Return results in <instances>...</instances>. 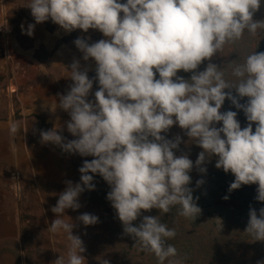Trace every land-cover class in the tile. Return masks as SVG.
Returning a JSON list of instances; mask_svg holds the SVG:
<instances>
[{"label": "clouds", "instance_id": "clouds-1", "mask_svg": "<svg viewBox=\"0 0 264 264\" xmlns=\"http://www.w3.org/2000/svg\"><path fill=\"white\" fill-rule=\"evenodd\" d=\"M262 3L264 0H28L35 24L50 19L65 32L92 29L104 37L91 44L87 38L73 41L82 60L94 61L95 76L89 78L87 69L81 70L73 60L68 76L72 84L66 94H57L56 105L68 113L66 130L74 139L66 140L57 128L39 133L42 144H52L69 155L92 157L78 168V182L65 181L66 187L50 209L56 218L47 231L63 233L67 239L66 249L59 252L54 264H86L83 242L72 233L74 224L65 210L80 207L78 197L95 189V175L109 186L105 199L115 210L123 234L133 245L138 243L151 252L158 264L176 256L174 246L166 243L175 231L159 215L175 206L186 218L200 214L198 197L188 187L193 167L205 174L202 165L215 156L214 167L234 177L228 193L255 184L254 199L264 202V51H253L242 63L228 62L232 81L225 79L223 67L210 62L245 32L258 35L264 31V20H253ZM33 29V23L26 28L20 25L21 34L28 37ZM203 61L209 62L198 71ZM179 71L191 75L184 79ZM94 80L98 86L92 92L94 99H87ZM242 98H246L244 103L239 102ZM226 99L243 112L248 122L243 128L236 111H220ZM174 124L202 149L195 162L187 155L174 154L181 137L166 138ZM9 132L13 136L18 132L16 122L10 123ZM202 183L198 179L196 187ZM19 190L17 184V194ZM150 209L159 214L141 216V210ZM247 215L244 232L254 241H264V207L257 213L250 206ZM138 217L140 222L134 224ZM76 219L86 227L98 223V217L89 213ZM257 264H264V259Z\"/></svg>", "mask_w": 264, "mask_h": 264}, {"label": "rangeland", "instance_id": "rangeland-1", "mask_svg": "<svg viewBox=\"0 0 264 264\" xmlns=\"http://www.w3.org/2000/svg\"><path fill=\"white\" fill-rule=\"evenodd\" d=\"M0 2L10 4L9 9L5 8L4 13L0 14V25L4 22L3 28L0 26V264H54L59 252L62 253L66 249L67 239L63 233L52 234L47 231L52 220L56 218L50 211L56 203V200L51 201V192L58 187H51V169L55 170L56 176L62 180L70 179L75 184L79 181L78 168L82 165V161H90L92 157L69 155L62 152L59 147L40 142V131L53 128H57L58 134L66 140L74 137L63 129L66 125L55 127L47 118L26 112L24 98L28 91H34L35 88H29L28 65L16 56L12 46L17 45L18 41L23 47L30 45L27 36H20L16 32L15 20L33 19L30 9L27 8L28 0H0ZM42 24L48 30H52L55 26L51 20ZM83 33L85 36L81 37ZM77 37L87 38L89 44L104 38L96 30L82 32L76 29L73 36L70 32V36L64 38L62 42L78 51L73 44ZM231 45L232 43L226 44L222 53L214 54L210 62L216 65L218 62L223 63L222 65L225 66L226 61H231L233 56L234 50ZM42 52L45 53L44 50L40 51ZM208 62L203 63L205 65ZM87 64L89 65L87 75L93 78L95 63ZM58 75L52 76L55 78ZM67 82L72 84L70 78ZM97 87L94 80L87 99H94L92 92L96 91ZM54 101L55 108L48 111V115L60 120H55L56 123H63L65 118L56 108L58 99ZM228 104L226 99L220 111H225ZM15 121L20 122L18 126L23 130V135L25 133L24 137H21L24 143L23 151L19 148L21 139L19 140L16 134L9 135L7 124ZM67 121L69 120L66 118L65 123ZM173 126L178 131V135L187 137L184 130L175 124ZM216 126L219 127V123ZM11 146L13 148H10ZM93 183L95 184L93 191L86 190L79 195L80 207L77 210H65V215L74 224L72 233L79 236L83 242L85 251L82 255L86 264H103L104 260H107L108 264H148L141 247L138 244L133 245L134 241L123 234L115 210L105 199L106 193L110 190L109 186L105 182L95 180L94 177ZM17 184H19V194L16 192ZM55 192L58 193V190ZM82 213L96 215L98 223L87 227L82 225L76 219ZM213 219L220 230L224 220L218 218L217 214L213 215ZM67 222L71 223L70 220ZM241 250L238 254L242 252ZM245 258L246 255L240 257L238 262Z\"/></svg>", "mask_w": 264, "mask_h": 264}, {"label": "trees", "instance_id": "trees-1", "mask_svg": "<svg viewBox=\"0 0 264 264\" xmlns=\"http://www.w3.org/2000/svg\"><path fill=\"white\" fill-rule=\"evenodd\" d=\"M253 20H264V3L253 13ZM71 34L73 36L74 31ZM84 36V33L81 34V37ZM231 46L234 50L231 61L242 63L243 59L253 51H264V31L258 35H250L245 32L240 40L233 42ZM203 62L198 66V71L205 67L206 64L204 65ZM228 62L230 61H226L225 66L218 62L217 66L223 67L225 79L232 81L234 78L230 74ZM153 71L155 73V70ZM177 74L184 79H188L191 75V73L183 71H179ZM224 91L228 90L225 89ZM245 100L246 98H242L239 102L244 103ZM228 103V108L225 111H236V118L241 128L246 126L248 122L243 112L232 107L229 101ZM254 127L255 125H253V130ZM175 136L181 137V143L178 146V151H175L174 154L187 155L191 161L195 162L197 154L202 149L188 137L178 135V131L172 126L168 130L166 138L172 139ZM214 163L215 156L211 157L205 165H202L206 168L205 174L199 173L196 167H193L188 173L191 178L188 187L193 189L194 198L198 197L196 203L201 210L195 219L179 215V206L171 208L167 214L159 215V219L168 228L175 231V236L166 243L174 246L176 256L166 259L164 264H257V261L264 259V241H254L252 235L244 232L247 226L249 207L257 210V213L259 208L264 207V202H257L254 199L256 185H242L239 189L228 193V185L234 177L231 173H225L221 169L215 168ZM94 179L104 183L99 175H95ZM198 179L203 180V183L196 187ZM226 195L228 198L223 199ZM202 204L204 206H201ZM158 214L157 209H150L146 212L141 210V216H156ZM214 214L224 220L220 230L213 219ZM137 219L138 221L135 223L140 222V217ZM240 250L242 252L238 254ZM141 251L143 256H146L148 264H158L157 258L151 252L143 249ZM245 255V260L238 262V259Z\"/></svg>", "mask_w": 264, "mask_h": 264}, {"label": "crops", "instance_id": "crops-1", "mask_svg": "<svg viewBox=\"0 0 264 264\" xmlns=\"http://www.w3.org/2000/svg\"><path fill=\"white\" fill-rule=\"evenodd\" d=\"M0 2V14L4 13V9L10 7V4ZM33 19V18H32ZM50 20V19H49ZM15 30L18 35L21 34L20 25L23 23L25 28L27 24L33 23L34 29L31 37L27 38L30 41V45L28 47H23L20 45L19 41L17 45L12 46L16 56L26 62L27 71L29 74V88H35L34 91H28L27 96H25V105L26 112H33L36 115H41L49 120L50 123L56 127L57 125H66L65 120L70 119L68 117V113L61 110L57 107V110L62 113L63 123H56V121H60L59 119H55L53 117H49V112L55 108L54 107V99H58L57 94L64 95L68 91L70 87V83L67 82L69 79V65L76 60L80 64L81 70L87 69L89 64L94 63L92 60L84 61L81 59V53L79 51L71 49L67 44H64L62 40L64 38H68L70 36V32H65L59 26L55 25L52 30H48L42 23L35 24V22L31 19H19L15 20ZM41 50L44 52L40 53ZM58 75L54 78L52 75ZM36 83V85H33ZM35 86V87H34ZM57 104V105H58ZM49 111V112H48ZM66 116V117H65ZM50 118V119H49ZM17 125H20V122H17ZM9 125L7 124L8 130ZM63 129L66 130V127L63 126ZM18 132L16 133L19 140L21 137H24L23 130L18 126ZM9 135H12L9 133ZM7 147V146H6ZM10 148H13L12 146ZM15 148V147H14ZM20 150L23 151L24 143L21 139V144L19 145ZM52 168V166H51ZM66 180H62L60 177L56 176L55 170L51 169V187L58 186V193L53 190L51 192V201L57 200L58 194L64 190L66 187ZM70 181V179H68ZM54 204V202H53Z\"/></svg>", "mask_w": 264, "mask_h": 264}, {"label": "built area", "instance_id": "built-area-1", "mask_svg": "<svg viewBox=\"0 0 264 264\" xmlns=\"http://www.w3.org/2000/svg\"><path fill=\"white\" fill-rule=\"evenodd\" d=\"M2 24H4V22H1V25H0V26H1V28H3V25H2ZM1 28H0V31H1Z\"/></svg>", "mask_w": 264, "mask_h": 264}]
</instances>
